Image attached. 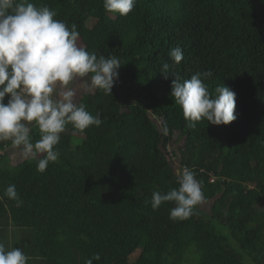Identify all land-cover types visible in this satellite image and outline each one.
Returning a JSON list of instances; mask_svg holds the SVG:
<instances>
[{"label":"trees","instance_id":"obj_1","mask_svg":"<svg viewBox=\"0 0 264 264\" xmlns=\"http://www.w3.org/2000/svg\"><path fill=\"white\" fill-rule=\"evenodd\" d=\"M29 2L75 24L89 53L122 65L111 93L91 85L78 102L102 124L83 132L66 125L58 161L43 173V154L12 166L0 156V229L29 230L32 253L46 264H86L97 253L93 264H263L264 0H136L126 16L107 12L103 0ZM177 46L178 65L169 56ZM164 63L183 79L210 71L202 77L210 92L220 84L235 92L236 119L189 127ZM11 145L0 141V151ZM181 166L210 206L173 220L174 202L153 210L148 201L179 187ZM10 184L20 206L5 195Z\"/></svg>","mask_w":264,"mask_h":264},{"label":"clouds","instance_id":"obj_2","mask_svg":"<svg viewBox=\"0 0 264 264\" xmlns=\"http://www.w3.org/2000/svg\"><path fill=\"white\" fill-rule=\"evenodd\" d=\"M135 3L136 0H103L107 12L120 16L128 15ZM56 15L49 7H37L29 0H0V141H11L25 158L43 154L37 162V171L41 173L50 162L58 161L55 146L66 125L71 123L74 129L83 132L89 126L102 124L99 113L94 116L84 103L75 101L76 93L70 84L87 77L94 88L111 93L122 65L115 56L105 58L78 46L76 25L69 28L55 19ZM169 56L178 65L183 60V50L174 47ZM170 72L171 66L164 63L161 73L166 79L173 78L170 95L181 107L189 127L194 128L202 120L211 125H228L236 119L235 92L221 84L210 92L202 80L211 77L210 71L197 72L190 79ZM32 122L40 132V139L35 142L31 136ZM178 184V188L167 193L153 191L148 203L156 210L164 202H174L170 218L185 220L205 197L200 181L188 168L180 173ZM5 195L18 206L23 203L14 184L5 189ZM93 260L99 261L100 254L86 264H93ZM27 261L20 248L6 250L0 243V264H27Z\"/></svg>","mask_w":264,"mask_h":264},{"label":"rangeland","instance_id":"obj_3","mask_svg":"<svg viewBox=\"0 0 264 264\" xmlns=\"http://www.w3.org/2000/svg\"><path fill=\"white\" fill-rule=\"evenodd\" d=\"M77 44H78V46H82V42H81L80 39H78ZM70 87L75 91V93H76L75 101L78 103L80 98H81V96H82V92L90 91L91 82H90V80L87 77L77 78L76 80H74L70 84ZM83 90H85V91H83ZM74 135L75 136H79V137H83V135H80V134H77V133H74ZM10 149H11L12 152L10 151V155L7 157V159H8L9 164L11 166L16 164V163H18V162H20V161H22V160H24V159H28V158L24 157V155L22 154L21 149L16 147V146H14L13 144H12V146H10ZM40 155H42V154H37L35 157H38ZM30 158H32V157H30ZM200 206H201L202 210H204V211L205 210H209L210 202L203 201L202 203H200ZM212 224L216 226L217 230H219L220 233H222L225 236L230 237V234H229L228 230L223 228L221 225H218L216 222H212ZM230 242L234 246L235 250H237L239 253L243 254L242 249L237 247V244L235 243L234 240H232L230 238ZM137 255H138V251L135 252L134 254H132L130 259L134 260ZM263 264H264V258H263Z\"/></svg>","mask_w":264,"mask_h":264},{"label":"crops","instance_id":"obj_4","mask_svg":"<svg viewBox=\"0 0 264 264\" xmlns=\"http://www.w3.org/2000/svg\"><path fill=\"white\" fill-rule=\"evenodd\" d=\"M10 151V147L6 148L7 157L10 155ZM29 235V230L18 229L10 225L6 229H0V243L5 245L6 250H11L13 247L20 248L28 257L27 264H46L32 253L34 243L30 240Z\"/></svg>","mask_w":264,"mask_h":264},{"label":"built area","instance_id":"obj_5","mask_svg":"<svg viewBox=\"0 0 264 264\" xmlns=\"http://www.w3.org/2000/svg\"><path fill=\"white\" fill-rule=\"evenodd\" d=\"M3 154H4V151H0V156L3 155ZM184 168H186V166H181V167L179 168V172H182V170H183ZM211 180H213V179H211Z\"/></svg>","mask_w":264,"mask_h":264}]
</instances>
